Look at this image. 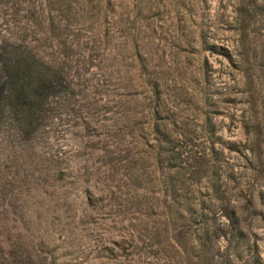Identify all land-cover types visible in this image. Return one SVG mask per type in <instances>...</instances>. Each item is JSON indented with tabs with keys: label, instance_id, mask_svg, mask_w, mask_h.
Instances as JSON below:
<instances>
[{
	"label": "rangeland",
	"instance_id": "1",
	"mask_svg": "<svg viewBox=\"0 0 264 264\" xmlns=\"http://www.w3.org/2000/svg\"><path fill=\"white\" fill-rule=\"evenodd\" d=\"M0 40L76 90L29 140L0 126V258L203 264L173 213L166 142L150 129L157 105L188 164L210 167L189 196L208 200L217 178L244 220L246 239L236 250L229 233L214 240L211 264L219 253L264 264V0H0ZM210 217L214 232L227 222L219 208Z\"/></svg>",
	"mask_w": 264,
	"mask_h": 264
},
{
	"label": "trees",
	"instance_id": "2",
	"mask_svg": "<svg viewBox=\"0 0 264 264\" xmlns=\"http://www.w3.org/2000/svg\"><path fill=\"white\" fill-rule=\"evenodd\" d=\"M76 90L73 84L56 67L41 60L33 51L22 44H12L0 40V126L7 120L13 121L22 137L26 140L31 139L40 128H44L54 117L55 101L62 96H74ZM151 94L153 102L158 104L162 97L159 85L154 82ZM153 113V122L150 129L157 140L166 142V153L168 154L167 169L169 170L170 185L168 192L171 197L174 215L187 220V227L193 231V240L199 250V258L203 264L218 263L217 259L208 258V253L212 250L213 242L216 239L224 238L229 233V245L234 250L246 239V233L243 229L242 218L238 215L237 209L224 205L219 194L220 186L217 178L211 183L210 197L208 200L190 197L193 189L198 193L195 185L203 178L210 167L207 163L196 160L197 168L192 167L186 161L187 152L181 147L183 140L174 138L164 132L166 122H159V110L155 105ZM211 123L207 120V125ZM209 131L212 132L211 129ZM218 142L221 140L215 134H212ZM211 143L210 150L212 154H218ZM230 150L233 146L228 147ZM159 162L161 161L158 159ZM185 174L188 176L185 177ZM214 177V176H213ZM217 177V173H215ZM190 185L187 181H192ZM220 209L221 215L226 219L223 227L214 228V218L210 214L215 209ZM219 232V233H218ZM195 248V247H194ZM2 251V250H1ZM233 253L222 257L221 264H232ZM11 258L9 253H5ZM3 255V256H4ZM19 261H13V264H20L23 260L17 256ZM0 264H12L6 257L0 258Z\"/></svg>",
	"mask_w": 264,
	"mask_h": 264
}]
</instances>
